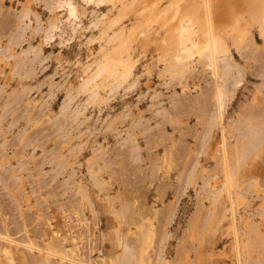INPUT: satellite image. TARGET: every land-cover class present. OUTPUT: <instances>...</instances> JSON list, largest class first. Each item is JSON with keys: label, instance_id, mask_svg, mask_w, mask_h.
I'll list each match as a JSON object with an SVG mask.
<instances>
[{"label": "rangeland", "instance_id": "rangeland-1", "mask_svg": "<svg viewBox=\"0 0 264 264\" xmlns=\"http://www.w3.org/2000/svg\"><path fill=\"white\" fill-rule=\"evenodd\" d=\"M81 1L73 0L74 19L28 3L40 20L30 16L24 38L34 62L25 67L15 62L29 42L0 40V177L7 181L0 183V233L56 253L46 261L1 241L0 264H7L4 249L13 264H264V139L246 152L237 137L244 117L264 118V79L230 41L248 15L236 5L243 21H217V43H227L246 75L210 127L213 85L200 76L208 71L194 62L191 78L186 72L177 84L160 76L167 61L159 19L133 31L148 16L133 5L102 33L120 3L94 9ZM25 2L5 7L18 12ZM253 19L248 31L261 48Z\"/></svg>", "mask_w": 264, "mask_h": 264}, {"label": "bare ground", "instance_id": "bare-ground-1", "mask_svg": "<svg viewBox=\"0 0 264 264\" xmlns=\"http://www.w3.org/2000/svg\"><path fill=\"white\" fill-rule=\"evenodd\" d=\"M82 1L85 5H92L94 9L95 8L100 9L102 7H106L108 4L111 5V7L113 8L116 6L117 3H120L121 7L118 10L117 16L113 20L111 19L109 22H107L104 25L105 27L102 30V33H106L107 30L112 28L119 21V19L121 20V18L125 15L124 13L127 12V9L129 10L130 7L133 5L134 6L132 8L137 9V7H138L139 10L146 11L148 13L147 17L141 18V20L143 19V21L138 22L139 24L138 23L136 24L137 27L135 26L136 28L134 27L133 31L137 30L138 32L140 31L139 33H141L144 29L151 28V25L154 24L155 21H157L159 19L161 22L159 24V27L164 29L163 30L164 37H162V41L160 42L161 48L159 51L164 53L165 57L162 55V53H161V55L164 58H166V61H167V65L164 68V70L162 69L163 71L160 72V76L161 77H164V75H166V77L168 76L170 78L169 79L170 81L168 80L169 84H171V83L174 84V82H176V81H174V79H177V77L178 78L184 77L182 75L186 74V72H188V70L190 69V65L194 64V62L198 63V65H200L201 69H204V70L206 69L208 71L207 74L205 73L204 75L203 74L202 75L199 74V75L202 77L203 80H206L207 76H208L211 79L212 85H213V90H211V92L214 91V93L213 92L211 93V94H213V97H211L212 98V104H213V111H212V114H210V112H209L210 119L208 120L209 122H212V123L207 124V125H210V127H211V125L212 126L215 125L216 123L213 124L215 122V120L216 119L220 120L222 117V114H224L223 112H224V108H225L226 104L222 100L223 97L226 96L227 94L233 95L235 88L240 85L243 77L246 75L245 68L240 67L239 65H237L234 62V58H233L232 54H230V52H229V47H228L227 43L221 41L220 39H219L220 43L219 42L217 43V41H218V35H217L218 24H217V21L227 20V19H235L238 22H240L241 20L243 21L242 14L237 15L238 13H236V10H237L236 5H238L241 8V11H243L244 14L248 15V19H247V21L245 20L246 22L243 21L244 25H240V27L238 25L239 31L236 33L237 35L235 34L234 36H232L233 38H232V40H230V41H232L231 44H232V46H234V50H235L237 56L239 57V59L243 60V63L245 65L249 66L251 69H252V67H254L253 71H256V75H253V76H256L258 78L260 77L261 79H264V0H244V1H238V0L232 1V0H230L229 3H226L223 0V2H225L226 4L222 3L220 0L215 1V2H213L214 0L213 1L212 0H166V1H168V4L164 8L162 7V9L161 8L159 9L158 5L163 0H138L135 2H133V0H132V1L128 2V4H125L123 2L124 0H82ZM127 1L128 0H126V2ZM6 2H9V3L17 2V0H0V40H2V38H6L7 39L6 42H8L9 47L21 46L22 43L29 42L27 50H24V51L22 50V54L26 56L25 59L24 58L23 59L20 58L19 60H17L18 58L16 59L17 60L15 62L16 69H17V67L22 68L23 66L25 67V65L27 66V64H29L28 62L31 61V59H30V61H29V59H27V55H26V54H29V52H31V49H32L31 45H30L31 40L29 39L30 40L29 41L28 39L24 38V35L26 34L25 32L28 31L30 28V20H31L30 16L33 15L34 20L36 22H38V20H40L38 14L33 12L32 8L30 7L31 5L28 3L33 2V3H36L38 5L41 4L42 7L49 14H55L61 10H66L67 12L66 11L65 12L68 14V16L72 17L73 19L76 18V13L78 12L77 7L73 3V0H65V1L64 0H26L25 4L22 5V8L18 12H15L12 8L5 7ZM140 6H141V8H140ZM52 16H54V15H52ZM213 16H214V18H213ZM256 16L258 19L257 18L253 19ZM215 17H216V19H215ZM67 19H69V17ZM252 19L254 21H256L259 25V34L258 35L260 36V38L262 40V44H263V46L261 48H259L256 44V40L254 38L255 35L253 36L248 31L250 26L252 25L251 24ZM58 20H59L58 18H54V20H52V22L48 25L49 26L48 29L43 32L44 33V43L48 44L53 39L52 31L57 28L56 22ZM26 21H28V24L27 23L25 24ZM41 28H40V25H38L36 27V29L33 30V32L35 33L37 31H40ZM236 28L237 27H235L234 29H236ZM72 30L74 31V28ZM233 31H236V30H233ZM146 34H147V32H146ZM118 35H120V34H118ZM6 47H8V46H6ZM2 54H3V51H0L1 56H2ZM36 56L37 55H35V57ZM32 60L33 61H31L30 64L32 62H34V59H32ZM247 69H249V68H247ZM101 70H102V68H101ZM98 72H100V71H98ZM188 73H189V77L191 78L190 75L192 72H188ZM253 73L255 74V72H253ZM184 79L186 80L187 77H184ZM193 79L194 78H192V80ZM183 82H184L183 84H185L184 87L188 88L187 83L185 81H183ZM177 83L178 82H176V84ZM262 84H263L262 86L264 87V80H263ZM185 98L186 97H184V99ZM208 101H209V99H208ZM174 104L177 105V106H174L175 108L180 106V104L178 106L177 101H175ZM179 111L183 112L182 110H179ZM154 112H156V111H154ZM239 123L240 124L237 126L238 127V134H237L238 135L237 136L238 141L240 140L243 142L241 147H244L245 150H247L246 152L252 151V149L256 148L257 145L261 143L262 139H264L263 138V136H264V118L257 116V114H254V115H251L248 117H244L241 121H239ZM206 129H205V131H206ZM210 131H212V130H210ZM209 132H207V133L205 132V133L207 135H209L208 134ZM205 133H202V134H205ZM203 136H206V135H203ZM237 137H235V138H237ZM202 138H201V140H202ZM204 139H205V137L203 138V141H204ZM241 150H243V149L241 148ZM241 152L246 153L245 151H241ZM237 153H239V152H237ZM244 156H242V157L244 158ZM238 158H239V156H238ZM239 159L241 160L242 158H239ZM5 179L6 178H4V177H0V183H1L2 187L4 186V184L5 185L7 184V183H4V182H7V181H4ZM209 201H211V200H209ZM255 227H256V225H255ZM255 229H257V228H255ZM2 231L4 232V230H2ZM1 233H0V247H1V243L7 242V243H9V245H16V246L22 247L23 251L25 250V251L29 252L30 254H31L32 250H35L40 254L46 255L43 257L44 260H46V261H48L51 258L50 256H52L53 254H56L53 252L54 250L51 251L49 249V245H47L46 243H45L46 245L41 244L42 247H44V251H43V249H39L38 247H33L31 245V243L28 242L27 240L25 243L23 241H22V243H18V242L13 241L14 240L13 238L10 239L9 238L10 236L8 233H6V235H4V236ZM9 233L11 234L10 230H9ZM13 233H15V232H13ZM37 235L38 234H36V237H37ZM38 237H39V235H38ZM39 240H42V239H39ZM1 241H4V242H1ZM38 242H40V241H38ZM123 244H124V242H123ZM17 249H18V247H17ZM18 250H20V249H18ZM125 250L126 249H124V254H125L124 258L129 256V254H130V251L128 249L126 251ZM1 251L3 252V255L5 256V258L7 260V264H13L11 251L8 252L5 249L1 250ZM51 252H53L52 255H51ZM52 258H54V257H52ZM124 258H122V260ZM44 260L43 261L38 260L40 262L39 264H46V263H44ZM127 260H128V258H125L120 263L126 264ZM102 261H104V260H102ZM36 264H38V263H36ZM92 264H96V263L93 262ZM99 264H101V263H99ZM127 264H128V262H127ZM252 264H262V263L257 260V261L252 262Z\"/></svg>", "mask_w": 264, "mask_h": 264}]
</instances>
